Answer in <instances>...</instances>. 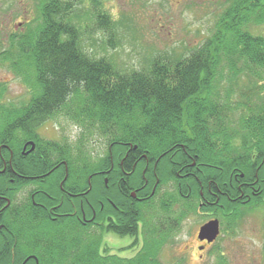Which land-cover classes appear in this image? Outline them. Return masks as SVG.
<instances>
[{"label": "trees", "instance_id": "obj_1", "mask_svg": "<svg viewBox=\"0 0 264 264\" xmlns=\"http://www.w3.org/2000/svg\"><path fill=\"white\" fill-rule=\"evenodd\" d=\"M85 14L75 9L71 22L73 38L68 42L70 23L65 19V13L59 11L57 41L50 32L52 41L49 38L48 41L41 40L57 44L54 60L48 59L47 62L50 70L57 73L56 82L38 83L39 71L45 64L44 54L37 50L30 52L27 65L28 68L33 65L34 69H29L27 85L34 88L33 92L38 96L27 102L29 112H12L0 123L26 124L29 134L32 126L62 113L97 125L112 146L110 155L100 162H91L88 170L83 161V165L74 161L72 172L75 191L89 189L91 213L93 209L98 210V218L103 222L97 226L100 229L94 231L90 228L93 223L87 225L88 230L75 219L72 240L66 234L61 238L49 231V240L43 239L41 245L38 240L39 219L30 204L25 215L27 250L40 254V264H161L159 255L164 243L160 238L167 234L171 236L172 226L169 223L163 226L162 219L166 218H161L159 224L156 222L150 227L146 213L138 216L144 224V243L138 254L133 258L110 254L106 235L109 232L121 234L118 225L105 223L107 219L118 218V205L122 203L120 187L116 186L118 174L125 175L122 186L130 194L132 189L145 185L147 179L149 187L155 181L149 173L152 165L148 166L147 160L157 161L159 175L177 182V162L182 156H186L185 159L190 156L197 162L195 170L204 173V186H208L207 180L214 177L219 189L225 190L224 185H229L230 178L241 173L246 179H255L257 175L264 179V36L246 28L250 22H264V0H232L218 30L187 56L164 54L151 59L141 69L130 70L119 68L113 57L87 50L82 39L83 30L88 26L82 24L86 18H93L90 20L92 27L107 31L109 35L114 32L116 23L112 22L108 12ZM33 43L36 45L37 41ZM237 61H243L244 66L239 67ZM227 65L240 87L242 84L249 88L253 85V92L259 94L253 99L255 102L251 94H246L241 101H234L246 104L253 101L252 109L240 114L241 119L237 118L240 119L237 127L233 123L235 116L230 114L233 111L232 96L228 92L221 95L218 82ZM242 73L247 79L240 76ZM254 77L253 81L251 78ZM37 110L41 112L36 114ZM182 145L186 146L187 152L178 149ZM69 153L71 155L72 151ZM69 153L67 146L59 148V156ZM27 165L34 164L29 162ZM88 172L95 176L90 188L86 181ZM104 172L114 175H108L107 183L101 176ZM3 183L4 180L0 179V185ZM167 195L173 199L169 204L172 209L179 192H168ZM224 200L229 203L228 196L225 195ZM255 206H262L264 210L262 200ZM233 210L232 214L227 210L222 212L227 222L236 223L246 214L240 208ZM172 213L170 211L169 222L173 221Z\"/></svg>", "mask_w": 264, "mask_h": 264}, {"label": "flooded vegetation", "instance_id": "obj_2", "mask_svg": "<svg viewBox=\"0 0 264 264\" xmlns=\"http://www.w3.org/2000/svg\"><path fill=\"white\" fill-rule=\"evenodd\" d=\"M76 1L89 4L90 10H84L85 15H90L91 11L100 14L106 12L105 0H0V122L5 121L12 112L19 114L29 112L26 109L27 102L38 96L27 85L29 69L32 71L34 69L33 65L30 64V68L27 65L26 59L27 55H31L30 52L37 50L44 54L45 64L39 71L38 83L56 82L57 73L53 69L50 70L47 62L48 59L54 60L57 44L41 42V40L49 38L52 41L51 33L57 41L59 11H61L65 13V19L70 23L67 38L68 42L72 41L71 22L75 15ZM177 1L180 4L187 0ZM33 41H37L36 45ZM68 49L70 50L68 55L71 57V49L69 47ZM68 62H71V59ZM54 66L55 63L51 68ZM27 87L31 91H26ZM40 112L37 110L36 114ZM44 124L32 126L27 134L26 124L0 123L2 130L0 131V179L4 180L3 185H0V264H40V254L27 250L25 215L26 208L30 204L33 205L36 217L39 219L38 240L41 245L43 239H48L49 231L61 238L66 234L67 238L72 240L75 219L86 228L93 223L89 227L94 231L100 229L97 226L103 222L100 217L98 218V210L93 209L91 213L89 189L80 191L74 189V172H72L74 157L69 153L71 149L67 146L69 155L59 156V139L56 135L48 137L43 134L41 128ZM48 127L44 126L47 130ZM185 147L182 145L178 149L184 153L187 152ZM185 157L182 156L181 160L176 161L179 164L177 179L180 202H174L172 209L169 204L173 199L167 195L166 186H172L173 183L161 185V175L156 170L157 161L147 160L148 166L152 165L149 173L154 176L153 184L149 187L150 182L147 179L146 188L145 185L136 187L130 191V194L125 192L122 186L125 175L118 174L116 186L120 187L119 196H122L120 197L122 203L118 205V218H113L112 221L107 219L105 223L112 222L118 225V232L121 234L108 233L109 237L118 236V252L113 250L110 254L122 258H133L138 254L144 243L142 235L144 224L138 220V216L140 213H146L150 227L162 216L161 218H166L162 219L163 226L169 223L173 233L177 234L184 229L188 218L196 223L193 229L194 244L189 246L185 243L181 250L180 245L185 241L178 235L167 234L160 238L164 246L169 245L170 248L176 247L175 249L179 247V250L169 252L173 255L171 259L174 260L171 264H230L233 258L231 256L237 252H230L227 246L221 245L223 243L220 241L224 233L235 234L239 227L248 228L250 226L246 225L248 216L253 214L256 208L263 209L262 206L255 204L261 200L264 202V179L259 175L255 179H246L241 173L240 176L233 175L230 178L229 185H224L225 190L219 189L218 181L214 177L207 180L208 186H204L203 181L206 179L203 178L204 173L195 170L197 162L192 161L190 156L186 159ZM189 161L191 162L188 163ZM29 162L34 165L30 167L27 165ZM31 168L33 171H29ZM84 168L88 170V162H85ZM105 173L101 176L107 183L108 175L111 177L114 175ZM92 176L89 172L86 176L89 188L95 177ZM197 187L199 190L196 189ZM225 195L228 196L229 203L226 202L228 200H224ZM132 199L135 201L133 202ZM143 208H147V211ZM234 208H240L246 214L236 223L227 222L222 212L227 210V213L232 214ZM170 211L173 212L172 222H169ZM253 216L257 220L251 230L254 231L252 236L256 239L258 248L245 253L248 257L245 256L244 264H264V215L263 218L261 216L259 218L257 214ZM212 220L219 222V233L216 238L209 240L208 237L201 236L200 232L201 228ZM121 239L125 242H120ZM106 243L110 246L108 241ZM162 252L159 257L165 254ZM102 254L107 253L102 252Z\"/></svg>", "mask_w": 264, "mask_h": 264}, {"label": "rangeland", "instance_id": "obj_3", "mask_svg": "<svg viewBox=\"0 0 264 264\" xmlns=\"http://www.w3.org/2000/svg\"><path fill=\"white\" fill-rule=\"evenodd\" d=\"M105 1L106 12L110 14L112 22L116 23L114 32L109 35L107 31L94 29L92 27L94 25H91L93 23L90 21L93 18L90 20L84 18L85 22L82 24L88 26L83 30L85 34H83L82 39L89 52L113 57L117 66L126 70L141 69L147 66L151 59L164 54H172L174 57L187 56L218 30L225 12L232 3V0H187L180 4L177 0ZM88 5L83 1H76L75 9L77 12H84L86 9L90 10ZM246 28L254 34L264 36V22L260 24L250 22ZM237 65L242 67L244 62L237 61ZM240 76L247 79L244 73ZM255 78L251 79L254 81ZM219 80L221 95H227L228 92V95L232 96L233 111L232 113L229 112L235 116L233 117V123L236 125L237 122H240V114L252 109L250 105L259 94L253 92V85L249 88L246 84H242V87H240L236 83L238 79L233 78V73L229 70L228 65L225 66ZM29 88L32 87L29 86ZM29 88L27 87L26 91H31ZM246 94H251L253 101H249L247 104L245 102L240 103ZM236 100H240L239 103L234 102ZM238 117L240 119H237ZM44 126H49L48 130ZM44 126L41 128L42 133L48 137L56 135L59 139V146H64L63 148L68 146L72 151L71 156L74 157V161L81 165H83V162L84 165L85 162H88L89 166L91 162H100L104 157L110 155L109 151L112 146H109L107 137L97 125L87 121H79L77 118L73 119L72 115L58 113L51 117ZM81 152L82 155L79 154ZM163 177L161 185L163 183H173L172 186H166V189L171 194H177L179 192L178 181L173 182L172 178L166 179L167 176L161 175V179ZM175 202H180L178 196H176ZM143 210L147 211V208H143ZM253 214L263 218L264 210L256 208ZM253 214H250L247 218L248 223L246 225H250L248 228H246L247 226L244 228L239 227L235 234L230 232V234L224 233L222 236L220 241L223 243L222 246H227V250L230 252L240 253V255L235 253L231 256L233 258L230 260V264H244L246 262L245 256L248 257V254L245 253L258 248V243L252 236L254 231L251 230L252 226L256 225L257 220ZM161 217L158 218V221L161 220ZM194 225H196L194 220L188 218L184 229L179 234L176 232L171 233L172 236L178 235L180 239L185 241L181 243L180 250L183 249L185 243L189 246L194 244ZM105 241H108L110 246L114 247H110L111 251L118 252V236L109 237V235H106ZM120 242H125V240L121 239ZM175 248H170L169 245L162 248L161 251L165 253L161 254L163 258L159 257L162 258V262L160 261L162 264H171L174 261L171 259L173 255L169 252L179 250V247ZM192 257L195 258L194 255Z\"/></svg>", "mask_w": 264, "mask_h": 264}, {"label": "water", "instance_id": "obj_4", "mask_svg": "<svg viewBox=\"0 0 264 264\" xmlns=\"http://www.w3.org/2000/svg\"><path fill=\"white\" fill-rule=\"evenodd\" d=\"M219 233V222L217 220H212L206 223L202 228L200 235H204L209 238V240H213Z\"/></svg>", "mask_w": 264, "mask_h": 264}]
</instances>
